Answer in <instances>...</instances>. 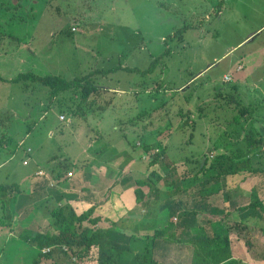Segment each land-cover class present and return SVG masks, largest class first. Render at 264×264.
<instances>
[{
    "label": "rangeland",
    "instance_id": "374dc122",
    "mask_svg": "<svg viewBox=\"0 0 264 264\" xmlns=\"http://www.w3.org/2000/svg\"><path fill=\"white\" fill-rule=\"evenodd\" d=\"M263 27L264 0H0V165L4 166L0 170V187L10 182L7 177L14 170H22L23 151L29 147L44 167L55 157L69 166L78 159L81 165L104 148L107 157L119 162L120 168L127 162L133 164L134 169L128 170L143 176L137 177L145 181L143 192L149 186L153 192L157 190L161 217L176 223L175 218L180 220L187 212L201 225L207 216V220H212L206 231L209 238L227 234V224L234 225L240 219L238 213L231 214L232 191L228 190L238 186L233 193L236 196L239 191L250 196L254 189L264 191V174L246 172L218 180L216 171H209L197 181L187 180L194 177V162L202 152L200 145H207L202 137L204 132L213 138V125L224 132L225 122L232 120L229 115L222 118L215 109L221 112L222 106L239 114L240 108L225 99L228 95L219 97L221 92L227 94L232 85L243 88L235 100L256 109L249 120L258 121L253 127L264 135ZM74 29L75 33H70ZM30 72L67 80L91 76L95 86L115 92L116 100L104 113L76 116L81 102L78 91L65 92L51 101L48 88L40 84L25 88L23 83L15 82L20 74ZM225 74L232 76L233 83H223ZM104 95L106 101L112 96L108 92ZM165 101L167 107L160 110V103ZM200 109L208 114L206 118L200 115ZM188 112L192 113L191 122L200 118L205 127L196 131V139L189 145L192 130L183 129L184 137L178 132L187 124L184 116ZM60 116L68 121L61 122ZM149 131L159 133L155 137ZM144 134L149 144L151 138H158L150 152L143 150ZM245 137L246 133L240 141ZM160 141L163 146H173L161 159L157 158L161 151L154 147ZM234 142L230 138L229 144ZM7 145L20 146L17 157L12 159L8 155ZM209 145V149L202 146V150L210 166L216 165L218 156L228 153H218L212 143ZM155 159L158 161L152 165ZM251 164L264 172V147L252 155ZM71 168L77 170L75 166ZM234 178L238 184H233ZM3 215L0 223L4 224ZM218 215L222 218L216 220ZM215 222L219 223L214 225ZM177 227L183 239L179 222ZM261 236L247 231L238 244L231 231L233 259L264 264L254 262L245 245L248 239L257 244ZM110 237L122 242L116 236ZM198 238L201 241L203 236L191 234L188 241ZM24 240L8 244L4 256H16L17 262L3 264H33ZM5 242L6 239L1 248ZM184 242L170 243L176 251L168 252L169 263H192L194 259L202 262L203 255L193 257L195 249L198 251L197 242ZM136 244H146L153 253L156 251L153 241L143 243L136 238L132 243L134 250ZM133 257L128 254L130 260ZM70 258L61 257V264L85 263ZM90 259L98 261V250H92L87 260Z\"/></svg>",
    "mask_w": 264,
    "mask_h": 264
},
{
    "label": "trees",
    "instance_id": "16d2710c",
    "mask_svg": "<svg viewBox=\"0 0 264 264\" xmlns=\"http://www.w3.org/2000/svg\"><path fill=\"white\" fill-rule=\"evenodd\" d=\"M70 33H75V31H70ZM165 55H168L167 51L165 52ZM15 82L23 83L25 88H27L30 84H40L48 88L49 99L51 101L58 99L65 92L69 91L74 94L78 91L81 97V102L80 108L78 109V111H76V113H74V115L80 117H85V115H87L88 113H104L112 107L113 102L116 100L114 98L115 96L113 97V95H116L115 92L102 87L95 86L91 76H84L76 78L74 80H67L60 76L41 77L30 72L26 74H20L16 78ZM241 89L243 88H240V86L232 85L231 89L227 90V94H224L223 92L220 93L219 97L221 96L222 99L223 97H226L228 95L225 98L229 102L228 104H231L233 102V104L237 106V109L240 108L239 114L233 111L231 112L230 109L223 108L222 106L219 107L221 112L218 110V108L215 109V112L217 111L222 118L227 119L229 115V117L231 116L232 120H225L226 122L224 126L226 129L224 132L216 129L213 125V138L208 137L207 134H205L204 132L202 137L206 140L207 145L205 147L202 144L200 145V149L202 152L198 153L200 156L199 160H197V162H194V177L187 181H197L201 175H206L209 171H216V179L218 180L223 177L225 178L227 176H235L240 173L246 172L255 175L258 173L264 174L263 171L254 169L251 164L252 155H254L258 151H261V149L264 147V135L260 133L255 127H253V125L258 121L249 120V117L251 118L253 115H255L256 109L253 108V106H243L241 101L235 100V98L240 95L239 92H241ZM229 91L234 92V94H229ZM106 92L112 95L109 98V101H106V95H104ZM196 104L198 105V101L195 103V105ZM167 105L168 104L166 101L162 102L159 105V109L163 110L167 107ZM83 107H85L84 112H82ZM199 113L204 118H206V116L208 115L207 113H204L203 109H200ZM191 114V112H188V114L184 116L187 121V124H183V128L178 129V132H181L180 134L183 137L185 133L183 129L187 130V128H189L192 130L189 140L187 142L188 145L194 143V140L196 139V131L199 128H205L202 126L203 124L202 122H200V118L198 121L191 122ZM220 116L218 117V119L220 118ZM232 128L234 132H231ZM169 129L170 128H168V130ZM178 132L175 133L176 135L173 134L176 136L177 139V134H179ZM158 133L159 132L155 133L154 131H149L150 136L152 134L156 137ZM244 133H246V137L243 139V141H240V138H242ZM173 135L171 136V138L174 137ZM208 138L209 142L207 141ZM230 138L234 139L236 142H234V144H229ZM145 139L146 134H144L142 138V140H144L143 150L144 152H150L153 148V145H155V142H158V138H151V144H149V141ZM181 141L184 140L181 139ZM209 143L213 144V149L215 151H218V153L220 150H225V152L229 155H219V163L210 166V160L207 155H204V150H202V146L204 149H206V147H208L209 149ZM179 145L183 146V144ZM154 147L161 151L157 156V158L159 157L161 159L162 157H164L165 154L168 153L169 150L172 149L173 146H163L162 141H160ZM202 158L203 160H200ZM229 160H232L233 163H231V161L228 162ZM157 161L158 159H155L152 165H154ZM225 161L227 163L225 166H223ZM60 164L59 169L57 170L58 173L54 176L57 180L62 178L63 171L69 167V165L65 162L61 165ZM197 167L199 168V170L197 169ZM144 185L146 186L144 182H139L137 189L135 190L138 202H142L145 198V194L141 189ZM13 188L15 189V191L17 190L15 193L14 200L11 199L10 194ZM8 189H10V192ZM8 192L10 196H8ZM19 193L20 192L18 191V188L15 185H4L0 187V196L2 197V199L0 200V205L1 209L7 212V215L11 213V206L17 201V196L19 195ZM252 196V199H243L242 203L238 202L230 204V208H232L233 210H237V213L240 216V222H236V224H234L235 226L233 225L232 228H229V232L227 234L224 233L215 236L214 238H209L207 235H204L203 232L199 234L203 236V239L201 241L200 238L196 239L195 242H197V245L194 246L198 247V251H196L195 249L193 257L195 256V258H198L202 257L203 255L205 258L202 262H198L194 259L192 263L188 264H225L226 262H229V264H246L244 261H237L233 259V246L229 237V233H231L232 231V235L235 236V239L237 240L238 244H240V242H243L242 240H240L241 235L247 231L251 232V234L255 233L256 231L264 236V224L260 223V221L262 222L264 216V205L257 198L256 194L253 193ZM243 204L246 205L242 206ZM256 212H258L259 214L256 215ZM92 216V211H88L78 216L69 205H63L52 210L51 217L54 221L52 223V227L56 229L57 233L51 236L47 235L45 236V238L39 239L38 243L41 244L39 249L42 250L45 248H50L51 254L49 255V257L52 256L53 258V256H56V258L60 259L61 257L67 258L70 256V259H77L78 262L82 260L86 262V260L90 256V251L94 248H97L98 261L105 264H164L158 259H160L161 261L165 259L160 254V256H155V253H153L152 250L148 249V247H146V244L143 245V248L140 251L137 248L136 250H134L132 246L133 242H131L133 241V238L130 241L131 243L122 244L116 242L114 238H111L110 236L101 233L97 229L98 219H93ZM183 216H187V213ZM250 223L254 224L250 225ZM172 231L173 228L168 227L166 229L156 231L153 236L145 238V240L153 241V243L156 244L160 241H163L166 243L173 242L175 245H183L185 243L184 241L170 240L169 236ZM263 236L260 237V240L257 244L253 242L254 240L250 242L249 239L245 244L247 245L249 253L252 254L253 259L257 262H261L264 260V242L262 243V240L264 238ZM186 245L187 244H185L184 246ZM258 249L261 252H258ZM159 252L160 249L158 250V253ZM128 254H133L134 257L132 258V260L128 258ZM40 257L43 256L40 255ZM33 264H41V262H39V260H35Z\"/></svg>",
    "mask_w": 264,
    "mask_h": 264
},
{
    "label": "crops",
    "instance_id": "0c3cea01",
    "mask_svg": "<svg viewBox=\"0 0 264 264\" xmlns=\"http://www.w3.org/2000/svg\"><path fill=\"white\" fill-rule=\"evenodd\" d=\"M251 36L248 37L249 40L252 38ZM67 121L68 120L65 117L64 122ZM21 146H23V143ZM5 148L8 150V155L12 159L17 157L20 153V146L17 148H9L7 145ZM27 150H31L32 152L27 153ZM23 152L25 158L22 160V170H14L12 174L7 177V181L10 182L5 184L8 186H17L18 191L20 192L17 196V201L13 203L11 213L8 215L5 210L1 209L0 205V215L3 213L6 220H3L5 222L4 224L2 222L0 223V244L6 239L3 248L0 247V264L17 262L16 256L6 257L4 256V253L8 244L12 243V241H14V243L16 241L19 242L21 239H25L24 242L27 246L25 251L27 254L29 253L31 255V258L33 259L32 262L39 260L41 264H61L60 259L56 258V256H53V258L52 256L47 258L51 252L49 254H44L43 251L50 248L40 250L39 248L41 244L38 243V240L45 238L47 235L51 236L52 234L57 233L56 229L52 227L54 221L51 217V211L63 205L71 206L78 216L88 211H92V218L98 219L97 229L107 236L113 235V237L116 236L117 239H122L121 243L123 244H129L136 238L141 239L144 243L145 238L153 236L154 233L160 229L159 227H162V224L165 225L164 229L168 227L173 228V231L169 236L170 238L172 236L173 241L177 240L191 243L196 241H188L191 234H197L199 236V234L203 232L204 235H207L206 231H208L209 226L212 225V223H209L212 220H207V216L205 215L202 224L198 225L196 218L193 219L194 216L187 212V216L182 215L180 220L175 218L176 223L173 221L170 222L169 217H161L160 212H158V204L160 203L158 200L160 199H157V190L153 192L152 188L150 190L149 187V190L144 192L145 198L143 201L138 202L135 190L137 189L139 182L145 181H140L137 177L143 176L137 174L134 175L132 170H128L129 168H133V164L131 166L128 164L129 162L126 163V166H124L123 169L120 168L119 162L113 161L112 157H107L104 148L99 150L96 157H90L81 165L78 159H75L73 163L70 162V166H75L77 170L69 166L63 171L62 178L58 180L55 179L54 176L58 173L57 170L59 169V164H62L65 160L55 157L54 159H50L47 162L46 167H44L42 165L43 162H41L39 157H33L34 151L30 147ZM133 161L135 160L133 159ZM25 162H28V165H24ZM3 167V165H0V170ZM40 172H43L44 175H38ZM70 174L72 175L71 177L69 176ZM245 178L247 177L245 176ZM233 181H235V183H233L234 185L239 183L235 178ZM237 187H231L228 190V192L232 191V198L229 204L238 203L240 200L246 198L252 199L254 193L264 205V191H256V189L253 188V193H250L252 194L251 196L249 194L240 193L241 191H239V194L236 196L233 193L235 192L234 189ZM8 190L10 192V189ZM16 191L10 193L11 199L13 200ZM225 197H228V195ZM1 199L2 197L0 196V200ZM162 199H165V197H161V200ZM231 214L234 216L237 212L232 210ZM258 214L259 213L256 212V215ZM219 217L222 218L221 215H218L215 219L217 220ZM238 220L240 222V219ZM178 222L180 229L182 230L181 234L184 235L183 239H180L181 237L178 234L180 231L177 227ZM218 223L215 222L213 224L215 225ZM260 223L264 224V216ZM252 224L254 223H250V225ZM227 226L232 228L231 226H233V224L229 222ZM132 238L133 241H131ZM230 240L231 242L233 241L231 237ZM169 244L170 243L163 241H160L157 244L155 243V256L160 254L165 260L161 261L158 258L157 259L164 264H170L168 261L170 258L167 254L170 249L171 252L174 250V247L171 246V244V247L168 246ZM136 245V248L139 251L143 248V246L139 244ZM232 246L234 248L233 243ZM190 247H193V245L189 246V248ZM36 248L37 253H35ZM13 249L15 248L13 247ZM159 249L160 252L158 253ZM92 250L98 249L94 248ZM92 250L90 251V254L92 253ZM40 255L43 257H40ZM250 259L251 258H249V260ZM176 260L178 259L176 258L175 261ZM246 261L244 262L246 263ZM84 264L105 263L96 262L95 260L90 259L86 260Z\"/></svg>",
    "mask_w": 264,
    "mask_h": 264
},
{
    "label": "built area",
    "instance_id": "2783aa9c",
    "mask_svg": "<svg viewBox=\"0 0 264 264\" xmlns=\"http://www.w3.org/2000/svg\"><path fill=\"white\" fill-rule=\"evenodd\" d=\"M73 31H76V30L74 29ZM223 82L224 83H231V82H233L232 76L230 74L225 75L224 78H223ZM60 120L62 122H64L65 121V117L64 116H61ZM31 152H32L31 150H27V153H31ZM24 165H28V162H25ZM38 175L42 176V175H44V173L43 172H40V173H38ZM69 176L71 177L72 175L70 174ZM50 252H51V249H45L43 251L44 254H49Z\"/></svg>",
    "mask_w": 264,
    "mask_h": 264
}]
</instances>
